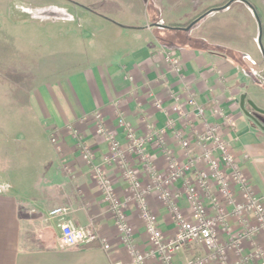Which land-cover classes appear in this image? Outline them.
<instances>
[{
	"label": "crops",
	"instance_id": "crops-1",
	"mask_svg": "<svg viewBox=\"0 0 264 264\" xmlns=\"http://www.w3.org/2000/svg\"><path fill=\"white\" fill-rule=\"evenodd\" d=\"M215 1L0 0V62L14 67L18 61L24 68L26 63L30 64L32 29L47 30L49 13L71 14L70 20L63 21V28H80L83 37L73 38L72 44L86 47V61L77 63L61 80L50 86L40 83L34 90L27 82L17 93L18 101L14 97L13 102H8L11 112L22 111L18 120L23 118V126L26 120L28 125L35 121L45 143V133H57L58 145L56 148L51 145L39 156L43 167L37 179L28 180L30 177L25 176L23 182H16L11 175L5 178L7 183L0 179L5 183L0 184L3 188L0 191V264L130 262L114 227L109 205L94 181V166L103 168L125 209L133 229V241L141 252L149 253L151 248L138 206L123 177L125 168L135 172L148 192L149 209L165 239L174 238L176 226L155 189V178L137 157L127 152L125 127L138 136H145L147 126L151 127L146 149L148 163L155 176L163 179L168 173L165 153L171 152L179 164L186 163L189 157L200 156L203 147L198 136L205 123L218 124L223 140L264 204V131L240 107L244 96L245 109L251 101L264 111V85L252 77L246 64L249 61L254 65L256 58L242 52L244 58L240 64L212 48L208 39L193 35L213 13L187 32L188 45L180 41V32L166 29L186 28L203 11L215 8L224 0ZM232 4L218 12L229 10ZM245 13L248 14L246 9ZM168 55L177 60V70ZM190 99L194 102L192 106L188 104ZM197 109L204 111V117H195ZM96 114H100L102 125L119 142L122 164L105 162L109 144L97 130ZM185 119L189 120L188 125ZM258 123L264 128V116L258 117ZM75 132L91 150L92 164L85 163L76 150ZM196 169L205 170L203 164H197ZM169 191L172 202L191 221L183 181H177ZM211 191L216 192L214 185ZM235 198H240L239 193H235ZM206 206L212 215L208 201ZM61 207L69 209L75 226H92L99 240L87 246L61 248L59 219L49 216ZM227 220L233 229H238L234 217L229 215ZM226 239L222 233L218 234L219 243L224 244ZM255 242L263 246V236L259 234ZM250 251V247L244 246L243 254ZM205 256L203 247L186 245L177 249L168 263L159 257H149L147 264H187L203 260ZM235 259L234 253H230L229 260Z\"/></svg>",
	"mask_w": 264,
	"mask_h": 264
},
{
	"label": "built area",
	"instance_id": "built-area-1",
	"mask_svg": "<svg viewBox=\"0 0 264 264\" xmlns=\"http://www.w3.org/2000/svg\"><path fill=\"white\" fill-rule=\"evenodd\" d=\"M168 60L177 70V60L170 55H168ZM189 104L194 105L193 99H190ZM94 119L98 132L106 137L109 144V156L105 162L122 164L123 155L119 142L106 131L101 123L100 114H96ZM119 123L125 127L123 121ZM74 137L76 138V150L82 160L87 164H92L91 150L78 138L76 132ZM125 138L128 152L137 157L147 167L149 175L155 178V189L171 213L176 226L174 238L167 241L157 227L155 218L149 209L148 192L142 187L135 172L131 168H125L123 177L138 206L139 218L151 248L149 253L141 252L133 241V229L128 223L125 209L105 176L103 168L94 166L92 169L94 181L109 205L114 227L130 257L128 264H147L149 257H159L162 262L168 263L175 251L186 245H198L206 250L203 260L196 259L187 264H253L257 262L264 264V245L257 246L255 242L259 234L264 238V204L255 194L227 143L221 139L218 125H205V133L200 140L203 143V153L200 156L189 157L186 163L179 164L171 152H166L168 173L163 179L155 176L148 163L146 147L150 139L147 136L136 137L128 127H125ZM50 141L53 145L58 143L54 136L50 138ZM185 145L183 143V146ZM197 164H203L205 169L203 173L200 174L197 171ZM194 173L196 174L193 180L187 178ZM179 180L184 183L191 221L182 214L170 198L169 187ZM212 185L216 190L214 193L211 191ZM235 193H239V199L235 198ZM203 195H209L207 201L213 211L212 215L207 212L208 208ZM228 207H231V211H228ZM229 215L238 222V229H233L228 223ZM49 216L59 219L61 248L87 246L99 240L92 226H75L69 217V209L65 207L54 209ZM219 233L227 237L224 244L219 243ZM244 246L251 248L250 253L243 254ZM230 253L236 256L234 261L229 260Z\"/></svg>",
	"mask_w": 264,
	"mask_h": 264
},
{
	"label": "rangeland",
	"instance_id": "rangeland-1",
	"mask_svg": "<svg viewBox=\"0 0 264 264\" xmlns=\"http://www.w3.org/2000/svg\"><path fill=\"white\" fill-rule=\"evenodd\" d=\"M219 1L216 0L215 2ZM227 1H222L216 7ZM244 1H233L232 7L224 12H218L223 10L212 12L213 14L207 18V21L204 20L203 24L199 25V29L194 31L193 35L203 36V38L208 39L212 43V48L224 52L228 57L235 58L240 64H242L241 60L244 58L242 52L256 58L257 61L254 65L249 61L246 64L250 66L249 72L252 77L264 85V0ZM245 9L248 14L245 13ZM256 16L260 22V29ZM48 17L47 30L32 29V62L30 64L26 63L24 68L23 63L17 61L14 68L11 63L0 62V179L4 182H6L5 178H8L9 175L14 177L16 182L26 179L25 176L30 177L28 180L33 177L36 179L40 177L39 170L43 167L41 166L43 159L40 161L39 156L47 152L51 145L55 148L58 145V143L53 145L50 141L53 136L58 140L57 133L52 132L50 135L45 133L44 137L47 140V143H45L43 138L41 140L40 135L42 133L35 121L33 120L28 125L26 120V125L23 126V122H21L23 118L18 120L22 111L14 110V112H11L8 102H13L14 97L18 101L19 94L17 93L22 91L25 83H30L33 90L40 83L50 86L61 80L65 73H69L76 68L75 65L77 63L81 64L82 61H86V47L83 45L73 46L72 44L73 38L82 39V30L80 28L75 30L63 28L65 27L63 21L70 20L71 14L67 12L59 14L49 13ZM259 36L260 44L258 43ZM178 37L182 42L188 40L181 32ZM219 45L222 47H219ZM247 109L253 113L249 108ZM199 111H201L200 114H198ZM10 112L11 115L9 117ZM13 113H15V116H13ZM195 113L197 118L204 117L202 109H197ZM257 117L259 116L257 115ZM185 121H187L188 125L189 120L185 119ZM20 122L22 126L19 124ZM205 125L198 136V141L201 145L203 143L200 140L205 133ZM219 129L221 135L220 126ZM147 130L148 132L145 136L150 138L151 127L147 126ZM133 133L136 137H145L138 136L134 131ZM221 139L223 140L222 135ZM223 141L225 142V140ZM198 172L200 174L203 173ZM195 174H192L191 177L187 176V178L193 180ZM1 180L0 184L4 183ZM1 190L3 188H0ZM212 193L214 192L212 191ZM208 196L203 195L205 201H207Z\"/></svg>",
	"mask_w": 264,
	"mask_h": 264
},
{
	"label": "water",
	"instance_id": "water-1",
	"mask_svg": "<svg viewBox=\"0 0 264 264\" xmlns=\"http://www.w3.org/2000/svg\"><path fill=\"white\" fill-rule=\"evenodd\" d=\"M233 1H237V0H231V1H229L227 4H225L223 7H221V8H217V9H216V8L213 9L212 12L227 8V7H228ZM241 1H244V0H241ZM244 2H246V1H244ZM251 8H252V7H251ZM212 12H211V13H212ZM208 14H210V13H207L206 16H207ZM206 16H205V15L200 16V17L197 18L195 21H193L192 23H190L186 28H179V29H177V30H182V31H185V32H189V31L195 26V24H197L200 20H202V19H203L204 17H206ZM256 19H257V21H258V25H259V29H260V22H259L257 16H256ZM171 29H174V28H171ZM258 43L260 44V36H259V38H258ZM244 99H245V97L242 96V97H241V102H240V107H241L242 111L244 112V114H245V115H246L251 121H253V123H255L258 127H260V128L264 131V128H262V127L260 126V124H259V123L255 120V118L253 117V115H252L250 112H248V111L244 108ZM247 105H248V106H249L254 112H256V113H258V114L264 116V111L261 110V109H259V108H257V107H256L251 101H248V102H247Z\"/></svg>",
	"mask_w": 264,
	"mask_h": 264
},
{
	"label": "trees",
	"instance_id": "trees-1",
	"mask_svg": "<svg viewBox=\"0 0 264 264\" xmlns=\"http://www.w3.org/2000/svg\"><path fill=\"white\" fill-rule=\"evenodd\" d=\"M229 1H231V0H228L227 2H225V3H223L222 5H220L219 7H215V8H221V7H223L225 4H227ZM214 8V9H215ZM213 11V9H209V10H207V11H205L204 13H202L201 15H199L197 18H199L200 16H203V15H205L206 16V14L207 13H211ZM196 18V19H197ZM195 19V20H196ZM195 20H193V21H195ZM192 21V22H193ZM191 22V23H192ZM168 31H171V32H176V33H179V32H181L183 35H184V37L186 38V34H187V32H185V31H182V30H177V29H170V28H166ZM183 32H185V34L183 33ZM185 41H188V40H184V42Z\"/></svg>",
	"mask_w": 264,
	"mask_h": 264
},
{
	"label": "flooded vegetation",
	"instance_id": "flooded-vegetation-1",
	"mask_svg": "<svg viewBox=\"0 0 264 264\" xmlns=\"http://www.w3.org/2000/svg\"><path fill=\"white\" fill-rule=\"evenodd\" d=\"M184 34H185V32H183ZM248 106V105H247ZM247 108H249L253 113H254V115H253V113H251L248 109H246L248 112H250L252 115H253V117L255 118V120L258 122V117H257V115L260 117V116H263V115H260V114H258V113H256V112H254L249 106L247 107ZM255 114H256V116H255Z\"/></svg>",
	"mask_w": 264,
	"mask_h": 264
}]
</instances>
